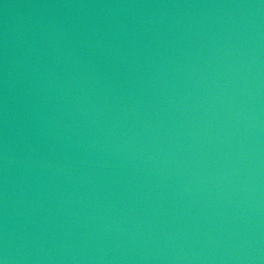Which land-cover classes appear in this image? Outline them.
<instances>
[{
  "label": "water",
  "instance_id": "obj_1",
  "mask_svg": "<svg viewBox=\"0 0 264 264\" xmlns=\"http://www.w3.org/2000/svg\"><path fill=\"white\" fill-rule=\"evenodd\" d=\"M0 264H264V0H0Z\"/></svg>",
  "mask_w": 264,
  "mask_h": 264
}]
</instances>
